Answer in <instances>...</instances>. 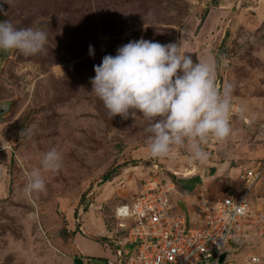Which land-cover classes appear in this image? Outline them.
<instances>
[{
    "label": "rangeland",
    "instance_id": "374dc122",
    "mask_svg": "<svg viewBox=\"0 0 264 264\" xmlns=\"http://www.w3.org/2000/svg\"><path fill=\"white\" fill-rule=\"evenodd\" d=\"M0 8V21L47 34L35 55L0 50V104L8 107L0 118V264H103L123 235L115 209L133 201L141 184L157 177L183 189L193 182L198 162L185 149L151 157L142 114L111 118L91 91L93 66L130 40L178 43L194 63L214 58L218 85H234L241 115L232 116L226 139L204 145L219 169L200 187L208 199L238 191L246 168L264 166V0H0ZM53 148L62 167L44 172L40 161ZM226 161L233 171L223 170ZM34 168L46 191L29 195ZM250 200L264 212V173ZM247 254L264 264V228L246 243Z\"/></svg>",
    "mask_w": 264,
    "mask_h": 264
},
{
    "label": "clouds",
    "instance_id": "9594fccd",
    "mask_svg": "<svg viewBox=\"0 0 264 264\" xmlns=\"http://www.w3.org/2000/svg\"><path fill=\"white\" fill-rule=\"evenodd\" d=\"M46 43L47 34L39 28H17L9 20L0 21V50L31 56L44 51ZM186 53L174 42L130 40L115 55L106 54L93 66L91 91L111 118L136 117L137 111L142 114L148 121L145 131L151 157L164 158L174 148L185 149L190 162L203 163L209 158L204 147L208 139L222 141L231 134L234 85H218L214 58L194 63ZM88 54L94 55L92 45ZM40 164L44 172H57L62 154L50 149ZM41 168L28 174L25 191L29 195L46 191ZM235 211L243 214L246 210L237 207Z\"/></svg>",
    "mask_w": 264,
    "mask_h": 264
},
{
    "label": "built area",
    "instance_id": "2783aa9c",
    "mask_svg": "<svg viewBox=\"0 0 264 264\" xmlns=\"http://www.w3.org/2000/svg\"><path fill=\"white\" fill-rule=\"evenodd\" d=\"M238 107L232 104V115ZM264 135V124H262ZM262 163L244 170L243 186L215 200L197 199L190 212L177 211L173 204L171 181L150 178L141 184L133 201L116 207L120 219L119 238L114 259L106 264H221V256L230 246H239L224 264H255L259 257L244 255L246 243L264 228V212L254 207L250 191L264 173ZM262 167V168H261ZM239 207L243 214L236 213ZM260 210V212H256ZM123 247H131L126 254Z\"/></svg>",
    "mask_w": 264,
    "mask_h": 264
},
{
    "label": "crops",
    "instance_id": "0c3cea01",
    "mask_svg": "<svg viewBox=\"0 0 264 264\" xmlns=\"http://www.w3.org/2000/svg\"><path fill=\"white\" fill-rule=\"evenodd\" d=\"M204 167H200L199 162L198 164L195 166H197V170H195L196 174L193 172L191 175L193 176L194 174V178H193V182L189 185V187L187 188H178L176 187L173 191H172V199H173V204L175 205V207L177 208V211H181L182 213H187L190 212L192 209H194L195 205L193 203L197 202V199L199 198H207V190L203 189L201 190L200 187L203 186V181L206 178H211L214 174H217L219 172V169L217 168V163L213 161H209L207 160L206 162H203ZM220 164V163H219ZM224 164V169L225 171H233V169H231L232 167L230 166L231 164H229L228 161L223 162ZM184 165V164H183ZM177 167H181V165H177ZM171 169V168H170ZM172 172L175 171V169L172 168ZM194 171V169H192ZM178 171V170H177ZM189 173V172H187ZM213 174V175H212ZM199 188V189H198ZM178 204H180L182 206V208L184 210H182ZM96 246V245H95ZM108 255V254H107ZM109 257L112 256H106L103 260L104 261L103 264H105V260L108 259ZM95 262L92 261V264H94Z\"/></svg>",
    "mask_w": 264,
    "mask_h": 264
},
{
    "label": "water",
    "instance_id": "95a60500",
    "mask_svg": "<svg viewBox=\"0 0 264 264\" xmlns=\"http://www.w3.org/2000/svg\"><path fill=\"white\" fill-rule=\"evenodd\" d=\"M5 109V110H4ZM8 107H7V103H2L0 104V118H1V115L7 111ZM231 253H232V250H226L222 256H221V260H220V263L221 264H224L225 260L229 259V257L231 256Z\"/></svg>",
    "mask_w": 264,
    "mask_h": 264
},
{
    "label": "trees",
    "instance_id": "16d2710c",
    "mask_svg": "<svg viewBox=\"0 0 264 264\" xmlns=\"http://www.w3.org/2000/svg\"><path fill=\"white\" fill-rule=\"evenodd\" d=\"M113 174H114L113 168L110 169V170H107L105 173L102 174L101 180L104 181V182H107V181H109L113 177ZM106 263H107V259L105 260V264Z\"/></svg>",
    "mask_w": 264,
    "mask_h": 264
},
{
    "label": "bare ground",
    "instance_id": "6f19581e",
    "mask_svg": "<svg viewBox=\"0 0 264 264\" xmlns=\"http://www.w3.org/2000/svg\"><path fill=\"white\" fill-rule=\"evenodd\" d=\"M239 109H240V115H241V107L238 105ZM175 173V172H174ZM175 174H179V172H176Z\"/></svg>",
    "mask_w": 264,
    "mask_h": 264
}]
</instances>
